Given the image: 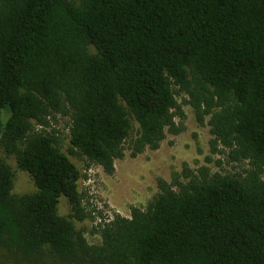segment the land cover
Returning <instances> with one entry per match:
<instances>
[{"label": "trees", "instance_id": "16d2710c", "mask_svg": "<svg viewBox=\"0 0 264 264\" xmlns=\"http://www.w3.org/2000/svg\"><path fill=\"white\" fill-rule=\"evenodd\" d=\"M183 104L208 127L205 164L157 178L129 217L100 215L90 244L76 227L92 218L82 175L49 119H69L68 155L112 175L125 149L136 157L183 131ZM0 150L35 186L14 194L0 156V255L264 264V0H0ZM224 163L246 167L212 171Z\"/></svg>", "mask_w": 264, "mask_h": 264}, {"label": "rangeland", "instance_id": "374dc122", "mask_svg": "<svg viewBox=\"0 0 264 264\" xmlns=\"http://www.w3.org/2000/svg\"><path fill=\"white\" fill-rule=\"evenodd\" d=\"M72 1L78 2V0ZM182 98V95L176 96L179 103ZM182 108L185 114L183 131L177 135L167 133L158 149H146L136 157H130L129 150L125 149V156L114 161L115 170L112 175L105 174L99 166L79 154L68 155L69 119L59 115L49 119V127L46 130H53L57 134L61 151L67 154L82 175L77 182V188L82 194V204L86 211L91 212L92 218L76 223V227L84 230V236L90 244L100 242L98 234L93 231V227L101 219L100 215L111 218L112 214L118 213L129 217L130 208L144 209L157 193V178L170 181L171 176L179 172L183 164L193 169L205 164L204 158L208 154L207 143L210 137L208 127L196 122L189 105L183 104ZM136 128L137 125L133 124V134ZM0 156L14 173L12 192L22 195L35 191L31 177L17 167L13 155H7L0 150ZM210 166L212 171L234 174L241 168H245L246 164L224 163L221 170L213 165ZM58 213L64 216L70 213V206L63 197L60 198L58 204ZM0 264L34 263L10 254L0 255Z\"/></svg>", "mask_w": 264, "mask_h": 264}]
</instances>
